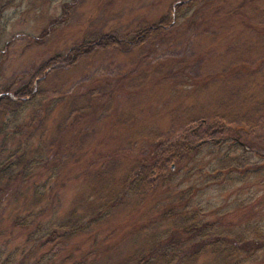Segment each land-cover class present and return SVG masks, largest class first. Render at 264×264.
<instances>
[{"label": "rangeland", "instance_id": "1", "mask_svg": "<svg viewBox=\"0 0 264 264\" xmlns=\"http://www.w3.org/2000/svg\"><path fill=\"white\" fill-rule=\"evenodd\" d=\"M180 1L0 0V92L61 55L45 69L37 103L0 115V167L11 166L0 185V259L15 251L24 264L43 254L47 264L124 259L164 208L186 203L178 196L191 186L188 206L203 208L201 220L241 238V264H264V0L199 2L137 49L91 51L72 65L65 58L107 32L129 37ZM207 139L220 145L165 163L175 170L170 181L164 165L162 184L144 197L129 196L83 233L27 254L45 223L71 208L85 213L79 197L117 185L142 155L168 158L175 142ZM93 173L99 178L85 182ZM23 217L24 227L13 224Z\"/></svg>", "mask_w": 264, "mask_h": 264}, {"label": "trees", "instance_id": "2", "mask_svg": "<svg viewBox=\"0 0 264 264\" xmlns=\"http://www.w3.org/2000/svg\"><path fill=\"white\" fill-rule=\"evenodd\" d=\"M208 1L210 0H182L173 6L170 14H165L157 22L147 24L135 30L129 37L119 38L114 33L107 32L71 47L65 53V58L68 59V64H71L75 58L91 51L115 49L121 52H128L137 49L151 38L158 37L165 32L174 19L184 17L187 10L193 4ZM60 59L61 55H54L49 58L45 63L38 66L26 81L11 93L8 87H4L0 92V115H17L30 102L37 103L35 99L37 98L39 87L46 76L45 69L52 62L55 63ZM48 105L51 108L53 104L48 103ZM174 144L172 151L170 152L169 150L167 153L168 158H157L151 156V154H144L141 157L140 163L136 165L137 168L120 178L119 185L107 188L108 184L104 183L101 187H94L93 191H89L87 197L86 194L83 198L80 196L79 199L83 202L81 204L84 205L82 207H84L85 213L78 216L76 210L71 208L64 220L57 223H45V230L43 233L37 234L36 240L29 246L32 248L31 250L28 248L27 254L30 251H41L46 245H54L56 241L60 242L63 238H69L76 233H83L88 227L94 226L100 219L110 214L116 207L122 205L129 196L144 197L148 190L162 184V180H157L161 178L160 176L156 177L157 172L162 170L165 163L171 161L172 158L177 156L179 160L184 159L182 155L189 154L190 150L198 152L206 144L210 146L220 145L217 139L199 141L194 145L177 143L176 146ZM166 145H170V143L168 142ZM231 145L234 146L233 141L228 144V146ZM223 161L221 159L220 163L222 164ZM221 164H219V167ZM166 165L164 172L168 177L167 180L170 181V176L175 173V170L172 171L168 163ZM6 168L10 169V164H4L0 167V185L3 183L2 180L6 174ZM93 174L86 177L85 182L88 179L90 180V178L91 181L99 178L97 174ZM191 189V186L186 187L178 196V201L186 200V203L184 202L176 210H172L170 207L164 208L158 220L151 226L146 227L144 229L145 232L139 236L142 239L141 244L134 245L124 259L110 264H209L210 261L212 264H241L243 257L240 256V248L236 245L239 244L241 238L237 237L236 240V236H233V238L229 239L226 236L227 234L218 229V227L202 221L198 213L203 208L199 207L198 203L196 204L198 209L195 206H188L190 200H187V198L191 195ZM33 192L37 194L35 190ZM13 224L24 227L25 217L15 219ZM40 228L41 223L37 222L32 232L35 233ZM255 241L258 242V240ZM135 242L137 240L134 239L132 243ZM21 251L23 253L24 249ZM16 253L17 251L12 252L0 259V264H24L23 261L21 263V261L19 262L14 259ZM205 253L212 256L209 259L210 261L198 262L199 257ZM48 259L43 254L38 259L32 261L31 264H47ZM76 263L99 264L96 258H92L90 262L79 259Z\"/></svg>", "mask_w": 264, "mask_h": 264}]
</instances>
